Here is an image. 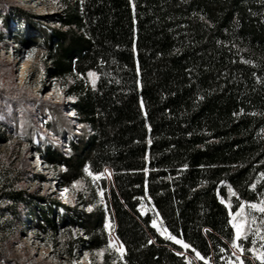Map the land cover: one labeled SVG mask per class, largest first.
I'll return each instance as SVG.
<instances>
[{
  "label": "trees",
  "instance_id": "obj_1",
  "mask_svg": "<svg viewBox=\"0 0 264 264\" xmlns=\"http://www.w3.org/2000/svg\"><path fill=\"white\" fill-rule=\"evenodd\" d=\"M57 1L61 11L42 17L46 71L70 99L79 134L68 153L48 147L44 157L62 188L86 183L81 206L98 202L76 211L70 225L85 233L91 252L108 250L103 261L112 263L91 177L98 175L125 247L117 264H189L185 252L200 254L191 264H227L231 211L264 197V0ZM12 15L35 30L24 10ZM0 182V201L17 207L36 198L6 173ZM153 218L189 247L161 235ZM240 243L252 253L250 236Z\"/></svg>",
  "mask_w": 264,
  "mask_h": 264
},
{
  "label": "rangeland",
  "instance_id": "obj_2",
  "mask_svg": "<svg viewBox=\"0 0 264 264\" xmlns=\"http://www.w3.org/2000/svg\"><path fill=\"white\" fill-rule=\"evenodd\" d=\"M15 8L33 17L35 30L15 15L8 16ZM60 11L57 0H0V180L6 173L15 181L16 188L36 197L17 207L0 201V264H104V255L108 252L105 249L88 250L83 242L87 239L85 233L70 225V220L76 218V211H88L98 206L95 201L86 208L81 206L78 193L87 189L86 183L79 181L72 188H62L58 171L47 163L43 152L48 147H58L68 153L69 142L79 134L77 122L69 111L70 99L46 71L52 63L46 59L47 48L42 34L49 24L42 17ZM92 74L90 81L96 83L97 75ZM62 121L71 128H64ZM51 124L56 128H51ZM91 177L95 185L94 179L99 176ZM104 177L111 181L112 173L107 170ZM99 179H96L97 186ZM103 196L109 209L105 194ZM55 199L70 210L58 206ZM99 199L105 209L101 194ZM262 202L264 197L255 204L264 207ZM249 204L252 203L241 204L244 207L241 216H235L239 207L231 211V224L241 225V238L247 234L252 244L260 243L264 231L259 232L256 227L264 223V213L249 208ZM140 210L145 214L149 208L142 205ZM253 217L254 223L251 222ZM52 219H55L57 229L52 228L49 221ZM156 223L157 229L163 231L158 218ZM164 235L167 236V232ZM234 242L243 247L240 239L234 238ZM121 245L122 252L108 246L107 249L115 252L111 264L124 262L125 247ZM230 247L232 258L227 264H240L241 261L245 264V258L254 262L261 260L257 258L261 252L256 247L253 254H247L244 247L243 253L234 250L232 243ZM234 251H237L235 256ZM185 255L189 264L197 261L196 255L188 252Z\"/></svg>",
  "mask_w": 264,
  "mask_h": 264
},
{
  "label": "snow or ice",
  "instance_id": "obj_3",
  "mask_svg": "<svg viewBox=\"0 0 264 264\" xmlns=\"http://www.w3.org/2000/svg\"><path fill=\"white\" fill-rule=\"evenodd\" d=\"M89 75H94V74L90 73ZM93 86H95V82L94 81H93ZM149 143H150V141H149ZM261 176L264 177V173H261ZM95 179H99V177H96ZM255 187H256V185H252V188L253 189H255ZM228 192H229L230 196H235V193L232 191L231 188L228 189ZM100 194H101V197H103V192H101ZM221 202L223 203L224 201L221 200ZM262 203H264V202H262ZM248 206H249V208H251L253 210H258L260 213H264V207L258 206L255 203L249 204ZM228 207L231 208V205L229 204ZM141 210L143 211V208ZM242 213H244V207H243V205H240L239 206V210L236 212L235 216H241ZM156 215L158 216V213ZM235 216L233 217L234 220H235ZM251 222H253V223L255 222V217L252 218V221ZM161 223H162V221H161ZM151 226L153 228H157V223H156V219L155 218L152 219ZM232 227L235 229V239L236 240L241 239V225L240 224H237V223H233L232 224ZM157 230L160 231V234L161 235H164L165 232L167 231L166 229H164L163 231H161L160 229H157ZM243 238L246 240L248 238L247 237V234H245ZM166 239L171 240V241H174L176 244L182 245L185 249H187L189 247L188 244L184 243L182 240L177 239L175 236H172L170 234L166 236ZM260 239L261 240H264V236L260 237ZM150 243H151V241H150ZM262 247H264V245H262ZM232 248L234 250H238L240 253H243L244 252L243 247H241L240 245H238L235 242L232 243ZM221 251H224V249H221ZM250 251H255L254 244H253V248L250 249ZM178 255H179V253H178ZM196 255L197 256H200L199 253H196ZM233 255L234 256L237 255V251H234L233 252ZM257 258L261 259V264H264V253H261L260 256L257 257ZM200 259L203 260L204 257H200ZM237 259L239 260V256H237ZM240 264H243V262L241 261Z\"/></svg>",
  "mask_w": 264,
  "mask_h": 264
},
{
  "label": "built area",
  "instance_id": "obj_4",
  "mask_svg": "<svg viewBox=\"0 0 264 264\" xmlns=\"http://www.w3.org/2000/svg\"><path fill=\"white\" fill-rule=\"evenodd\" d=\"M87 170V168H86ZM87 173H89V171L87 170ZM91 176H94V175H91ZM96 179H94V182H95V187H96V190H97V193L100 194V190L96 184ZM102 201L104 202L105 204V199H104V196L101 197ZM104 220H105V231L107 232L108 236H109V246L115 250V251H121L122 252V245L121 243L119 242L118 240V237L115 233V229H114V225H113V222H112V218H111V215H110V212L105 204V209H104Z\"/></svg>",
  "mask_w": 264,
  "mask_h": 264
}]
</instances>
